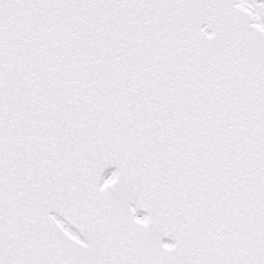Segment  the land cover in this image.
<instances>
[{"label": "snow or ice", "instance_id": "snow-or-ice-1", "mask_svg": "<svg viewBox=\"0 0 264 264\" xmlns=\"http://www.w3.org/2000/svg\"><path fill=\"white\" fill-rule=\"evenodd\" d=\"M0 264H264V0H0Z\"/></svg>", "mask_w": 264, "mask_h": 264}]
</instances>
